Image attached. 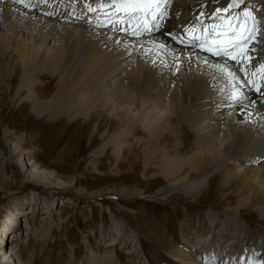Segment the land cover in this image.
I'll return each instance as SVG.
<instances>
[{"label":"bare ground","instance_id":"1","mask_svg":"<svg viewBox=\"0 0 264 264\" xmlns=\"http://www.w3.org/2000/svg\"><path fill=\"white\" fill-rule=\"evenodd\" d=\"M25 3L34 7H25L15 0H0V109L6 99L15 97L19 110L31 111L36 122L45 126L59 128L63 118L66 121L82 119L72 139L98 134L103 139L102 149L110 148L116 160L126 150L130 155L141 148L144 171L177 183L169 182L153 196L168 199L174 197L173 193H179V197H191L193 201L184 202L183 210L190 212L189 215L194 210L201 212L199 222L193 216L188 217L181 230L189 238L182 239L181 245L174 243V238L161 223L143 209L135 211V217L140 221L137 226L147 230L143 236L149 248L134 252L130 245L133 238L127 237L123 230L115 234L104 229L99 237L103 240L111 237L116 244L125 235L127 240L123 241L130 247L127 264H136L132 259L137 257L146 258L147 264H157L150 254L152 247L160 249L173 264H248L249 261L264 264V80L256 77L261 88L257 92L255 86L248 83L249 77L240 71L241 63L233 66L228 60L199 52L195 44L185 46L178 39L192 27L199 31L211 22L223 23L220 17H236L237 23L246 10L251 11L257 27L263 31L258 36L259 42L253 44L255 51L247 53L251 61L244 65L254 72L264 63V0H169L166 6L162 2L163 19H159V14L157 21L149 17L151 31L141 28L142 35L132 34L138 21H130L123 13H116L111 6L113 0H25ZM233 3L234 8L229 12L212 15L216 8ZM106 18L112 23L107 24ZM98 21L102 25L98 26ZM156 23H159L158 28ZM252 23L248 21L251 26ZM121 28L128 30L120 31ZM186 65L197 72L189 87L193 92L189 100L199 102L195 109L188 101V90L169 76ZM216 65H227L235 73V79L230 81L223 76ZM233 87L239 92L236 100L230 99ZM213 95L216 98H212ZM140 96L148 103L139 102L143 99L140 100ZM157 103L168 106L169 113L161 111ZM138 133H144L145 138ZM189 138H194L192 144ZM21 140V136L16 135L8 151L0 143V185L3 184V189L11 168L5 163L1 170L3 157L23 152L26 139L22 144ZM170 140L174 141L172 154L166 144ZM53 142L59 144L54 137ZM75 143L71 140L66 146ZM188 148L187 156L180 154ZM62 161L55 158L48 166L64 168L66 162ZM24 163L29 169L31 162L25 160ZM55 170L50 173L63 178ZM41 176L35 171L29 178L43 183L47 189L55 188L52 181ZM73 177L74 183L82 178L77 174ZM120 177L123 176L120 174ZM199 187L220 200H212L207 210L204 209V203L196 198L201 192ZM73 191L75 196L88 199H99L104 193L102 189ZM142 191L136 187H115L106 192L136 199L144 198ZM40 195L33 194L28 202L38 204ZM234 198L240 206H220L232 203ZM13 201L16 205L12 208L19 206V201ZM12 208L8 215H14ZM52 208L49 206L46 210L49 219L53 218ZM200 208L202 210H198ZM174 209L181 208L174 206ZM237 215L251 225L257 220V228L239 231L240 223L230 217ZM30 226L33 233L37 232L33 225ZM190 226H196L195 230L187 229ZM198 227H206L210 234L222 237V241L215 245L209 241L211 238L200 240ZM256 230L260 233L258 237L254 235ZM40 236L44 238L45 234L41 232ZM240 236L248 237L246 242ZM100 243L105 245L103 241ZM6 255L11 257L6 261L0 259V264H29L24 260L20 263L12 249H8ZM84 256L85 264H126L118 261L112 248H103L102 252L86 248Z\"/></svg>","mask_w":264,"mask_h":264},{"label":"rangeland","instance_id":"2","mask_svg":"<svg viewBox=\"0 0 264 264\" xmlns=\"http://www.w3.org/2000/svg\"><path fill=\"white\" fill-rule=\"evenodd\" d=\"M3 34L7 33L4 32ZM178 69L179 70H175L174 74H169V76L176 84L188 90V101L192 103L195 109V104L198 105L199 102L189 100L192 99L191 94H193L189 87L191 83L190 80L197 72L190 69L189 65L181 66ZM120 90L123 91V87H121ZM165 96L167 95L163 97ZM11 98L13 99H6L7 102L4 103L0 109V143L5 146L8 151L11 149V144L16 135L21 136V144L25 141L24 139H26V141L22 145L24 147L23 152H18L11 156L5 155L1 165V170H4L5 163L11 165V168L8 170L7 186L3 189V184L0 185V190L3 189V191H0L1 260L6 261V259L10 258L11 256L7 257L6 253L8 249H12L16 252L17 257L20 258V263L24 260L28 261L29 264H85L83 259L85 257L86 248L99 250V252H102L103 248H112L116 253L118 261L127 264L128 261L130 262L128 257L130 247L128 248L123 241L127 240L126 236L123 235L121 238L118 236L122 241L115 244L111 237L105 240L101 239L99 233L104 231V229L109 231V233L115 232V234H118V232L122 233L123 230L126 231L127 237L133 238L130 245L134 252L140 251L142 248H149V242L143 236V233L147 230L144 231L142 227L140 228L137 226L140 224V221L135 217V211L138 209L148 211L153 218L158 220L159 224L161 223L160 225L164 227L166 232L174 238V243L181 245L183 243L182 239L185 240V238H189L188 235H184L182 231L184 229L183 227L186 225L188 217L190 218L193 216L196 218V222H199L200 220L198 217L201 212L194 210L192 215H189L190 212L183 210V208H185L183 205L185 204L184 202H193L191 197H179V193H173L174 197H169L168 199H162V196H153L159 188L165 186L169 182L174 185L177 183H175L176 180L165 181L156 176L153 172L144 171L141 148L130 155L126 154V150L124 153L126 155L123 154L121 158L119 157V159L116 160L110 148L102 149L103 139L100 138L98 134H91V136L87 134L83 137H78L77 140L75 138L72 139L73 132L82 119L73 121L74 119L72 120L69 118V122L66 121V118H63L62 122L64 124L61 123L62 126L60 125L59 128L57 125L45 126L36 122L33 116L30 115L32 114L31 111L25 109H23V111L19 110L17 100L15 97ZM142 98L140 96V100ZM212 98H216V96L213 95ZM139 102L148 103V100L143 98ZM157 105L161 111L169 113L168 106L165 107L166 105L163 106L162 103H157ZM54 123L57 124L56 122ZM69 124L70 126H68ZM62 133L63 135H61ZM137 135L141 136L143 139L145 138L144 133H138ZM53 137L54 139H58V145L53 142ZM71 140L76 142L75 145L73 144L67 147L66 144L70 143ZM193 141L194 138H189L190 144H192ZM173 142L174 141L170 140L166 143L168 145L167 150L170 153ZM2 151H4V149ZM180 154L187 156L189 154V148L183 149ZM55 158H61L66 162V166L64 168L60 166H56L57 168L51 165L48 166V163ZM25 160L31 162L29 169L26 168L27 166L24 163ZM20 161L23 162L24 165H22ZM41 163H43V165ZM54 169H56L55 172L59 176H63V178H59L52 172L50 173V171ZM30 171H36L46 176L47 179L52 181L53 185H56L55 188L52 190L47 189L43 183L41 184L30 180L29 175L33 173ZM74 174L82 176L80 182L74 183ZM120 174L123 177H120ZM116 176L117 178L119 176V178L116 179ZM70 185H72L73 189L78 190L102 189L104 193L100 195L99 199L82 198L74 195L73 189L69 188ZM115 187L117 189L122 187L140 188L141 191L143 190L142 192L145 196L144 198L132 199L125 195L117 197L113 195V193L106 192L108 189ZM182 188L184 189V186ZM199 188L201 192H199L196 198L198 202L201 201L202 204L204 203V209L207 210L209 207L208 204L212 203V200L217 199L216 202L220 200L217 195H213L207 189ZM35 193L41 194L38 204L28 202V199L32 198V195ZM13 200L19 201V206L13 207L15 213L14 215L11 214L14 216L11 217V215H8V210L16 205ZM143 202H145V204H143ZM238 202L239 201L234 198L233 204L228 202L219 205L221 207H234L239 204L241 205V203ZM49 206L53 207L51 211L53 213V218L51 219L47 218L48 213L46 212ZM174 206L181 209H174ZM198 210H202V208ZM19 211L21 212L18 213ZM123 212L125 213L123 214ZM58 217H60V219H57ZM230 217L242 224L238 225L239 231L242 228H257V220L252 222L253 225H251L249 222H244L240 215ZM30 225H33V227L37 229V232L33 233V228L30 229ZM262 226L264 227V225ZM195 227L196 226H190L187 229L195 230ZM200 229V240H208V238H211L209 241L212 240L215 245H218L223 239L222 237H216V233H213V235L210 234V232L206 230V227H198L197 232ZM256 231L257 232L254 231V235L258 237L260 233L258 230ZM41 232L45 234L44 238L40 236ZM190 235L192 236V232ZM247 238L246 236L243 238L240 236L243 242H246ZM102 241L105 245H101L100 242ZM258 241H260V239L257 240V242ZM98 243H100V245H98ZM112 243H114V245ZM227 243L226 244L229 246V242ZM227 245L226 247H228ZM150 254L157 264H173L172 260L168 259L157 247H152ZM139 255L142 256L143 254L141 253ZM134 256L135 255H133V257ZM132 261L136 264H147V260L144 257L133 258Z\"/></svg>","mask_w":264,"mask_h":264},{"label":"snow or ice","instance_id":"3","mask_svg":"<svg viewBox=\"0 0 264 264\" xmlns=\"http://www.w3.org/2000/svg\"><path fill=\"white\" fill-rule=\"evenodd\" d=\"M15 2L22 3L25 7H34V5L25 3V0H15ZM43 2H46V0H43ZM162 2L166 6L169 0H113L111 6L116 9V13H123L130 21H138L135 27L132 28V34L142 35L143 31H151L152 24L149 22V17H151V21H157V14H159V19H163L165 13L161 11ZM86 6L89 7L90 11H94L90 6ZM233 6L234 3L229 4L228 7L216 8L212 15L216 16V14L221 12L227 13ZM100 7H106V5H100ZM48 15H52V13H48ZM220 19L224 22L214 24L211 28L205 27L199 34H197L196 28L192 27L185 33L184 37H178V39L185 45L195 44L203 51L209 52L214 56L228 57L237 63H241L240 71H243L249 77L248 83L254 85L256 91L260 92L261 88L256 82V77L259 76L260 79L264 80V63L259 64L254 72H250L244 66L251 61V56L247 55V53L255 50L254 48L249 49L248 45L254 41L259 42L260 30L255 23V17L251 11L246 10L244 17L239 19L236 24H233L227 17H220ZM249 20L253 21L251 27L248 26ZM111 23L112 21L107 19V24ZM100 25H102V22L98 21V26ZM155 27L158 28L159 23H156ZM127 30L126 28L120 29V31ZM148 51L151 50L149 49ZM215 67L230 81L235 79V73L230 71L227 65H216ZM238 96V90L233 87L230 99L236 100ZM248 264H252V261H249Z\"/></svg>","mask_w":264,"mask_h":264}]
</instances>
